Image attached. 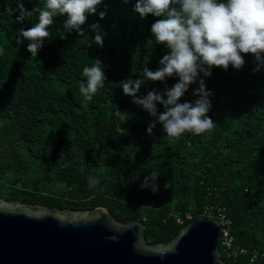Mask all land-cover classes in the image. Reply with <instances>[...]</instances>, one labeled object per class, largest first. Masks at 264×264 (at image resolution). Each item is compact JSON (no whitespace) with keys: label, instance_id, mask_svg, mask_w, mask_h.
Here are the masks:
<instances>
[{"label":"trees","instance_id":"obj_1","mask_svg":"<svg viewBox=\"0 0 264 264\" xmlns=\"http://www.w3.org/2000/svg\"><path fill=\"white\" fill-rule=\"evenodd\" d=\"M46 0H0V198L62 210L104 208L119 222L141 220L148 244L164 243L201 218L206 207L225 210L228 233L247 250L228 264H264V66L245 55L244 66L201 73L180 102L193 103L203 79L215 123L211 132L172 141L156 118L123 93L121 81L143 79L167 53L150 31L155 17L134 11L136 0H102L79 35L57 16L36 57L21 28L38 22ZM32 11L18 22L20 6ZM8 9H12L9 14ZM105 12L104 19L99 13ZM99 23L103 47L91 25ZM22 39V37H21ZM99 58L107 80L92 101L79 91L83 68ZM176 78L148 81L137 96L170 89ZM163 111L162 105H157ZM158 173V191L141 188ZM99 178L89 188L88 177ZM192 215L177 224V218Z\"/></svg>","mask_w":264,"mask_h":264},{"label":"clouds","instance_id":"obj_2","mask_svg":"<svg viewBox=\"0 0 264 264\" xmlns=\"http://www.w3.org/2000/svg\"><path fill=\"white\" fill-rule=\"evenodd\" d=\"M101 3L102 0H46L44 9L38 10V22L30 28H21L16 43L21 45L24 40L29 41L27 50L36 57L45 40L52 38L49 27L54 24V18L66 16L65 31L75 30L82 35V26L89 15L97 13ZM7 11L11 14L13 10ZM134 11L141 18L149 15L156 18L150 31L156 44L168 50L160 59L161 67L157 70L145 67L143 79L129 78L120 82L123 93L156 118L149 123L148 134L153 133L157 123L172 141L185 133L211 132L215 127L208 115L212 93L206 89L204 80L199 79V87L193 91L198 97L194 104L180 102L181 98L201 73L209 77L213 68L227 71L229 66L239 70L245 64V55H252L258 63L255 71L264 66V0H136ZM25 14L31 15L32 11L21 5L16 20L22 23ZM105 15L100 12V19ZM90 27L97 33L94 42L103 47L99 23ZM2 52L0 49V54ZM83 76L86 82L79 84V91L86 100L92 101L107 80L101 60L97 58L92 66H85ZM167 78L177 79L170 89L163 93L152 90L145 96H137L143 84L164 82ZM157 105H162L163 111H159ZM157 177L158 173L153 172L144 179L141 188H150L155 194L158 185L150 181H156ZM87 179L89 188L100 183L94 176Z\"/></svg>","mask_w":264,"mask_h":264},{"label":"water","instance_id":"obj_3","mask_svg":"<svg viewBox=\"0 0 264 264\" xmlns=\"http://www.w3.org/2000/svg\"><path fill=\"white\" fill-rule=\"evenodd\" d=\"M141 220L108 210H62L0 198V264H228L222 227L196 219L171 240L148 244Z\"/></svg>","mask_w":264,"mask_h":264},{"label":"built area","instance_id":"obj_4","mask_svg":"<svg viewBox=\"0 0 264 264\" xmlns=\"http://www.w3.org/2000/svg\"><path fill=\"white\" fill-rule=\"evenodd\" d=\"M192 215H186L185 218H177V224L183 225L185 221H191L192 220ZM201 218H211L218 222V224L222 227L223 229V238L221 241L218 243V247L221 253V256H225L228 259H231L233 256L236 254L238 255H246L249 253L247 250L237 246L233 238L230 236L228 233L227 227L230 224V221L227 219L225 210L219 207H206L202 214ZM259 252L256 250H253L251 252V259H250V264L254 263L257 257H259Z\"/></svg>","mask_w":264,"mask_h":264}]
</instances>
